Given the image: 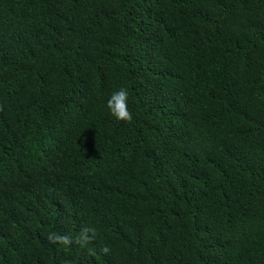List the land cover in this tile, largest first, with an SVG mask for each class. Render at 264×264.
Returning <instances> with one entry per match:
<instances>
[{
    "label": "trees",
    "instance_id": "trees-1",
    "mask_svg": "<svg viewBox=\"0 0 264 264\" xmlns=\"http://www.w3.org/2000/svg\"><path fill=\"white\" fill-rule=\"evenodd\" d=\"M0 264H264V0H0Z\"/></svg>",
    "mask_w": 264,
    "mask_h": 264
},
{
    "label": "clouds",
    "instance_id": "clouds-1",
    "mask_svg": "<svg viewBox=\"0 0 264 264\" xmlns=\"http://www.w3.org/2000/svg\"><path fill=\"white\" fill-rule=\"evenodd\" d=\"M107 108L112 117L117 121L131 122L132 113L129 111V93L126 88H120L113 91L107 100ZM95 235L94 229L85 228L76 238V243L82 247L86 246L92 238L89 233ZM50 242L67 245L71 242L70 237L51 233L48 237ZM106 250V249H105Z\"/></svg>",
    "mask_w": 264,
    "mask_h": 264
}]
</instances>
